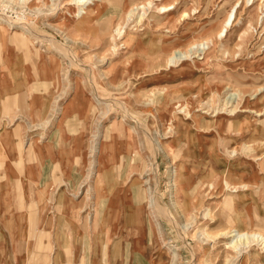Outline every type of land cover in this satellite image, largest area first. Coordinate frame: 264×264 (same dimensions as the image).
<instances>
[{
    "label": "rangeland",
    "instance_id": "1",
    "mask_svg": "<svg viewBox=\"0 0 264 264\" xmlns=\"http://www.w3.org/2000/svg\"><path fill=\"white\" fill-rule=\"evenodd\" d=\"M68 1L0 0V264H264L261 0Z\"/></svg>",
    "mask_w": 264,
    "mask_h": 264
},
{
    "label": "bare ground",
    "instance_id": "2",
    "mask_svg": "<svg viewBox=\"0 0 264 264\" xmlns=\"http://www.w3.org/2000/svg\"><path fill=\"white\" fill-rule=\"evenodd\" d=\"M240 2L241 1L238 0L233 5V7L231 8V10L228 12V14H227V16L225 18L224 24L221 27V29H219V31L217 32L216 37H221V36L223 37V36H225L226 34H224V33H226L228 30H230V28H232L235 25V23L237 22V19L239 18V15L241 14V12L238 14L239 8H240V6H239ZM260 2L263 3V4H260L259 7L261 8V14L264 15V0H261ZM67 3L68 4H75V5H77L79 14L80 13L82 14V15H80L81 16V19L78 22L79 24H85L86 25V24H88L89 22L92 21L91 17L95 15V13H94L95 11L92 10V9H90L89 7H85L86 4L88 3V0H72V1H68ZM253 4H254V0H252V3L249 4L248 6H251ZM162 8L164 9L163 12H166V11H168V10L171 9V7L169 5H162L161 6V9ZM101 20H103V19H101ZM104 22H105V24H102V25H106V23H108L107 19ZM4 26L5 25L2 22H0V30L3 29ZM23 29H25V27ZM23 29L20 30L18 33L15 34V37L17 38V41L19 43H21V45H22V42L23 41L24 42L27 41V36H26V33H25V31ZM205 40H206V42H209V41H212L213 42V37L212 36H209ZM181 55H184V54L182 53ZM175 58H177V53H174L173 56L171 55L170 61H173ZM180 58L181 57H179V59ZM10 64H11V62L8 61L7 62V65H6L7 67L4 66L2 68L3 69L2 72L0 73V98L2 96L5 97V99L9 103V106L12 107V104L13 103H14L15 106L18 105V101L20 102V97L21 96L19 94H16L14 92V91H18L15 88V87H18L17 86V84H18V77L16 78V72L13 71V69H11ZM19 85H20V83H19ZM22 92H24V91H22ZM12 94L15 95V99H13V98L10 97V95H12ZM20 94H21V92H20ZM231 100L235 101L236 98L235 99H231ZM231 100L229 98V101L228 102H230ZM113 101H115L117 103H121L120 105H122V102H123V101H121L118 98H115ZM5 104L7 105V103H5ZM120 121H118V122H120ZM14 136H15V134H14ZM117 137H119V136H117ZM8 138H7L8 139V141H7L8 151H6V154L8 156L17 157L18 152H17L16 149H17L18 144H17L16 141H14V139L12 137L10 138V136H8ZM0 141H2V140H0ZM0 143L2 144V142H0ZM118 153H120V152H118ZM4 154H5V152H4ZM175 185L176 186H179L180 190H183V188H184V185H183V183H181V181L178 183V185H177V183H175ZM205 233H206V235H210L211 234L209 232H205ZM224 236L231 237L232 238L228 242V248H234L235 252L237 251L238 254L241 253V250H240L241 247H244V246L245 247H247V246L250 247L251 246L250 243L252 241H257V242H260V244H263L264 245V233L263 232H260L258 230H252V231L251 230H243L242 231L241 229H239L237 227H229L228 229H224V230H222V231H220L219 233L216 234V237H218V238H223Z\"/></svg>",
    "mask_w": 264,
    "mask_h": 264
}]
</instances>
